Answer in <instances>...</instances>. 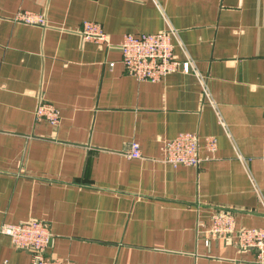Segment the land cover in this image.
Returning <instances> with one entry per match:
<instances>
[{
    "label": "crops",
    "instance_id": "1",
    "mask_svg": "<svg viewBox=\"0 0 264 264\" xmlns=\"http://www.w3.org/2000/svg\"><path fill=\"white\" fill-rule=\"evenodd\" d=\"M89 20L107 41L84 38ZM169 28L192 69L129 74L123 36ZM41 100L58 124L37 120ZM184 131L197 166L163 160ZM133 141L143 157L126 155ZM220 209L264 226V0H0V225L45 220L49 252L76 264H262L209 238ZM0 264L32 255L0 233Z\"/></svg>",
    "mask_w": 264,
    "mask_h": 264
},
{
    "label": "built area",
    "instance_id": "2",
    "mask_svg": "<svg viewBox=\"0 0 264 264\" xmlns=\"http://www.w3.org/2000/svg\"><path fill=\"white\" fill-rule=\"evenodd\" d=\"M15 21L46 25L47 19L43 13L31 10H20L15 15ZM82 34L85 39L104 43L108 40L102 25L96 21H84ZM172 28L152 33H126L120 43L122 62L126 71L138 80L158 81L174 71H190L192 62L181 60L175 54ZM37 120H45L58 124L61 120L60 110L48 101L41 100L36 108ZM206 145L215 150L217 140L207 137ZM200 137L198 133L184 131L164 142L163 160L172 165H199L202 161L199 155ZM131 158L143 157L139 142L133 141L126 152ZM209 238H231L243 249L255 250L256 259L264 264V226L237 227L234 212L220 209L212 215V225L208 230ZM0 233L11 238L13 245L26 249L32 255V264H76L73 260L52 255L49 247L52 233L45 220L31 218L17 223L4 222L0 225ZM210 241L209 239L207 240Z\"/></svg>",
    "mask_w": 264,
    "mask_h": 264
}]
</instances>
